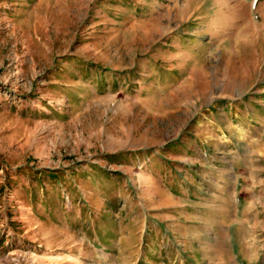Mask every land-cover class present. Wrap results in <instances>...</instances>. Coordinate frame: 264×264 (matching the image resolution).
Instances as JSON below:
<instances>
[{
	"label": "rangeland",
	"instance_id": "1",
	"mask_svg": "<svg viewBox=\"0 0 264 264\" xmlns=\"http://www.w3.org/2000/svg\"><path fill=\"white\" fill-rule=\"evenodd\" d=\"M0 264H264V0H0Z\"/></svg>",
	"mask_w": 264,
	"mask_h": 264
},
{
	"label": "bare ground",
	"instance_id": "2",
	"mask_svg": "<svg viewBox=\"0 0 264 264\" xmlns=\"http://www.w3.org/2000/svg\"><path fill=\"white\" fill-rule=\"evenodd\" d=\"M236 14V13H235Z\"/></svg>",
	"mask_w": 264,
	"mask_h": 264
}]
</instances>
